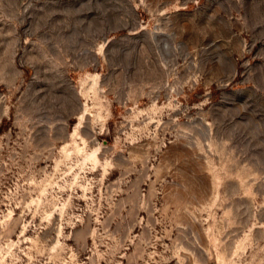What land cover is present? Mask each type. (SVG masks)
I'll use <instances>...</instances> for the list:
<instances>
[{"label": "rangeland", "instance_id": "rangeland-1", "mask_svg": "<svg viewBox=\"0 0 264 264\" xmlns=\"http://www.w3.org/2000/svg\"><path fill=\"white\" fill-rule=\"evenodd\" d=\"M0 264H264V0H0Z\"/></svg>", "mask_w": 264, "mask_h": 264}]
</instances>
